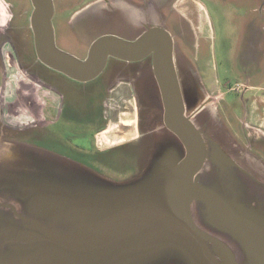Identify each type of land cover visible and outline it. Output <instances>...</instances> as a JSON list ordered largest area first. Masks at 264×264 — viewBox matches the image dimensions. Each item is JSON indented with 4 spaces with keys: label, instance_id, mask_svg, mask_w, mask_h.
<instances>
[{
    "label": "rangeland",
    "instance_id": "374dc122",
    "mask_svg": "<svg viewBox=\"0 0 264 264\" xmlns=\"http://www.w3.org/2000/svg\"><path fill=\"white\" fill-rule=\"evenodd\" d=\"M7 1L15 5L17 15L22 13L25 14V17L29 15V12L25 10L29 0ZM7 1L0 0V68H3L2 71L6 75L5 95L1 91L0 99L3 101L7 97L6 99L9 101H19V105H16V114L12 116L18 121L19 126L41 127L44 123H49V118L62 106V96L53 87L38 80L35 74L27 71L26 61L24 59L20 61L10 46L5 48L7 44L9 45L14 34L21 32L26 50L32 56L33 61L36 60V56L31 50L30 37L25 36L29 21L24 18L19 26L12 23L13 6ZM162 2L164 14L161 21L164 22L162 26L175 36L176 51H180L182 57L190 59L195 68L196 77L199 79L198 87L202 100L192 105L191 111L197 108L207 96L218 94V99H220L219 95L224 93L225 100L219 105L221 118L223 119L225 116V120L227 118V124H230L233 132L239 133L244 122L248 120L249 93L243 94L245 84L255 86L256 92L264 94V0H163ZM21 16L23 17V15ZM126 25H129L126 17L122 19L110 13L102 14L94 21L79 24L73 32L59 33L58 36H55V42L61 50L64 49L75 54L76 57L85 58L93 42L105 32L117 33L126 40L134 39L133 33L140 31L133 30L131 32ZM88 30L93 34H85ZM82 33L85 35L79 38L78 35ZM3 46L12 54L7 58V62L1 53ZM29 48L32 52L29 51ZM37 67L39 69H36V72L46 79V82L60 88L62 93L70 94L72 92L74 83L72 80L64 77L58 71L48 69L40 62L37 63ZM40 70L46 74H42ZM24 84L31 87V100L27 98L29 91L23 88L27 86ZM237 87L240 93L230 90V88ZM214 89L218 91H210ZM66 99L67 107L61 124L55 125L47 131L34 130L16 134L19 139L22 138L21 141L28 140L27 145L29 146L24 142V144L21 142L16 144L23 153L21 162L17 163L21 164V167L19 166L21 169L17 168L15 171L6 173L3 163H0V187L4 188L0 190V203L16 204V202H20L23 205L21 214L34 215L36 216L34 218H39L48 225L57 224L56 227L59 229L75 234L81 232L85 225L99 219L101 214L108 210L109 203L101 201L102 209L91 213L92 216L87 219L81 218L82 212H71L64 218L54 213L51 215V210L47 208L48 206L54 212L68 210L66 198L60 199L56 195H52L53 199H48L49 193L42 192L48 185L55 188L63 187L61 190L68 191L69 196L72 197L70 199H74L71 201L84 202L86 208H92L91 206L96 204L79 194V190L87 186L81 185L80 187L79 166L72 160H75L81 153L76 145L78 140L82 139L84 143V139L92 134L93 127L88 122L89 120H98V107L92 106L91 108L96 109L93 111L97 114H91L85 101L74 99V97ZM118 103L122 104L115 95L113 104ZM119 109L121 108L114 105L110 112L114 123H109L110 125L99 135V139L102 141L101 145L102 143L103 145H112L122 136L126 138L132 132L134 134V128L130 125L122 132L119 131V122L115 118L116 113L121 115L123 120L128 119L131 113L129 111L124 115L119 112ZM145 112H147L146 108H144ZM208 112L209 110H205L198 115V119L203 121V114ZM152 113L157 114V111L154 109L150 112L149 117ZM92 115L94 118H91ZM46 117L49 118L46 119ZM219 122L222 123L220 126L222 125L225 129V122ZM52 131L59 132V135L54 133L56 135L54 136ZM245 132L247 133L246 130ZM254 132L257 131L254 130L251 135H255ZM202 133L212 161L224 163L231 160L228 155L229 147L224 146L223 150L221 148L224 141L228 140L224 132L221 135H215L202 130ZM73 135L77 137L72 138ZM5 138L0 137V148L5 146ZM58 140H63V142ZM47 151L61 153L72 160L57 154L52 155ZM227 152L228 154H226ZM131 153L134 152L131 151ZM34 156L37 157V163L33 162V160L35 161ZM132 156L127 152L114 151L112 156L106 158L105 161L98 159L96 161L99 162L100 171L107 177L124 179L137 172V169L135 170L132 165L134 160L130 159ZM177 161V158L158 161L159 165L153 171V176L150 179L152 184L145 188L148 194L158 198L161 196L170 197L173 171ZM8 163H13V159ZM41 163H43L42 166ZM35 164H38V170H34ZM10 173L13 176H9ZM60 181L64 184L63 186L59 185ZM88 188L90 189L89 186ZM230 188L233 192L234 188ZM198 193L208 206L214 207L212 205L213 195L205 190L203 192L199 190ZM230 196H233V193L225 198L223 196L215 197L217 207L212 208L214 211L212 213L213 221L223 229L232 227V230L229 229L236 233V237L247 253L256 260V263L262 264L264 263V215L252 212L250 204L238 203L240 197L236 198L234 195L232 198ZM46 199H48L47 206H45ZM6 211H0V215L3 217L0 226L4 230L12 232L7 234L8 239L22 237L24 238L22 242H26L25 244L20 242L13 244L6 253H0V264H21L22 261L28 259L30 252L36 246V243L31 240L33 234H30L31 230L36 228L28 221L10 218ZM23 232L26 234H20ZM140 242L136 247H125L118 250L115 257L120 256V258L115 261L84 259L78 264H213L203 254L199 243L192 239L182 227L172 222H163L147 231ZM123 254L125 255L121 257ZM38 256L41 259L36 261L33 259L30 264L51 262L52 256L47 253V250H44V253L40 252ZM54 259L53 264H73L67 260L62 262L58 255Z\"/></svg>",
    "mask_w": 264,
    "mask_h": 264
},
{
    "label": "flooded vegetation",
    "instance_id": "af4514ba",
    "mask_svg": "<svg viewBox=\"0 0 264 264\" xmlns=\"http://www.w3.org/2000/svg\"><path fill=\"white\" fill-rule=\"evenodd\" d=\"M162 1L163 0H52L54 8V15L52 18L54 36H58L59 33L62 32H73V30L77 29L79 24H86V21L91 22L96 20L102 14L110 13L112 15L119 16L122 19L126 17L129 22V25L126 26L130 28L131 32L133 30L140 31L138 33H133L134 39L132 38L130 40H135L149 29L156 27L166 29L164 26H162V23L164 22H161L164 16L161 5L163 3ZM11 5L13 6V17L11 19L12 23L19 26L20 22L24 21V18L25 20L27 19L29 21L28 27L25 30V36L30 37L31 50H33V53L36 56V60L34 62L30 53L26 50L25 44H23L24 40L21 32L15 33L9 45L7 44L5 48H7V46H10L14 54L18 56L20 61H22V59L26 61L27 71L35 74L38 80L43 81L45 85L53 87L62 96L65 108L67 100H65V97L70 99L69 97H67L68 95L62 93L56 86H53L52 84L46 82V79H44L38 74V72H36V69H39L37 67V63H43L38 59L35 48V36L31 24V15L34 9L32 0H29L28 7H25V10L29 12V15H26L27 17H25L24 13L21 14L23 15V17L21 15H17L15 11V5H13L12 3ZM87 28L90 29L91 27ZM85 34L90 35L93 33L92 31L88 30ZM85 34L82 33L81 35H78V37L81 38V36ZM102 35H115L121 37V35L112 32H105ZM171 36L173 37V66L175 68L178 83L183 97V102L185 105V115H188L191 111V106L197 104L202 100L201 93L198 87L199 79L196 77V71L190 59H188L187 57H182L180 51H176L177 42L175 36L172 34ZM5 48L4 46L1 48V53L3 58L6 59L7 62V58H9V56H11L12 54L10 50H5ZM31 50L29 48L30 52H32ZM64 51L69 52L67 50ZM122 64H126L125 67H121ZM2 69L3 68L1 67L0 93L2 91L5 95L6 75L4 74L5 72L2 71ZM48 69L54 70L49 67ZM104 70H115L117 71V75H119L120 78L126 79L127 81H130L132 83L135 91V103L138 107V117L136 119L135 114L134 118V113L131 112L129 114L130 116L125 122L129 123V125L131 126H135V132H137V134H135L131 138L124 139L122 142L111 147H106L105 150L98 151L96 149L95 154L97 157L105 159L106 157L112 156V153L114 151L130 153V155H133L132 158H130L132 159V161L134 160L132 164L133 168H135V170L137 169V172L135 174L132 173V175L128 178L113 179L107 177L102 171H100V168L98 166L93 167L97 170L87 169L83 165V162L87 161L81 159V164L79 166V182L82 186H93L96 189L100 190H116L132 187L149 181V177L152 174L151 169L159 164V160H171L174 158L182 159L187 154V148L181 141L179 136L167 125L165 121V106L162 93L160 91V87L154 72L153 54L148 55L142 60L131 62L114 57H109ZM40 71L42 74H46L42 70ZM63 76L74 82L72 85L74 88L79 87L81 85L79 83H83L65 74H63ZM113 78L114 77H112V81L114 80ZM24 85L28 86V84ZM248 86L251 87L250 85L245 84V88H247ZM28 87L31 88L30 86ZM230 90H235L236 92L240 93L238 87L230 88ZM243 94H245V91L243 92ZM6 98L7 97H5L3 101H1L0 99V137H6L7 139L16 138L20 141L19 137H17L16 135L19 132L34 130L47 131L48 129L54 127L50 126L55 122L49 117H46V119L49 118L50 122L44 123L41 127L19 126L18 121L14 117H12L16 114V105H19V101H9ZM222 100H225L224 93L222 97H220V99H218V94H216V96H207L202 102L206 101L208 102V104L198 115L203 113L205 110H209V112L203 114V121L199 120L198 115H196L193 118V122L200 129L201 133L202 130H206L207 132H211L215 135H221L224 132L228 140L224 141L221 148L223 150L224 146L229 147L230 152L229 154L228 152L226 154L231 157V160L224 163L212 161L209 155V151H207L204 167L195 177L197 188L202 191L205 190L210 195L214 196V201L212 202V205H214V207H217V201H215V197L218 198L219 196H223L225 198L229 196L230 193H233V196L230 197L233 198L234 195L236 196V198L240 197L238 199V203L250 204L252 212L262 213L264 215V134L260 132H254L255 135H251L254 129H252V127L249 126L246 122H244V125L241 127L239 133H234L230 127V124H227V119L225 120L221 118L222 114H220L221 112L219 105ZM202 102H200L199 104H201ZM90 105L94 106V104L92 105L91 103ZM90 108L91 107L88 108L89 111ZM144 108H146L147 110V112L145 113ZM154 109L157 111V114L152 113V115L149 117L150 112H152ZM92 116L93 117L91 118H94V115ZM99 118L100 117L98 116L97 121L89 120L88 122L93 127L91 132L92 134L89 139H91L95 134L97 125L100 122ZM219 121L226 123H224L225 129L222 125L220 126V124L222 123H220ZM104 123L106 124V122L102 120V124L100 125L104 126ZM99 127L100 126H98V128ZM245 130L247 131V133L245 132ZM87 149L88 147L85 143L80 144L81 152L86 154ZM131 151H133L134 153H131ZM230 187L234 188L233 192H231ZM1 189L4 188L0 187V190ZM230 197L229 199H231ZM228 202H230V200H228ZM18 203L19 202H16V204L14 205L16 206L17 212L22 213L23 210L20 208ZM214 207L208 206L206 201H203V199L200 198V195L197 194L196 199L192 203V214L196 224L202 230L218 237L219 239L227 243L234 253L237 264H256L255 261H252L248 256H246V254H244V252L242 251L243 249H241L240 245L235 240L236 237L229 235L224 231V229L219 227V225L215 224L212 214L214 212L212 208ZM2 210H7L6 212L12 219L23 220L19 218L10 207H3L0 205V211ZM24 214L25 213H23V215ZM26 215L30 217H36L34 215L31 216L28 213H26ZM2 220L3 217H1L0 215V223L2 222ZM0 230L4 229L0 226ZM10 233L12 232L9 230H4V234H0V253H6L7 250L10 249V246H13V244L19 242L16 241L18 240V238H11L9 240L7 234ZM207 247L217 257L221 264H227L223 255L213 244L207 242ZM9 251L11 252L12 249Z\"/></svg>",
    "mask_w": 264,
    "mask_h": 264
},
{
    "label": "water",
    "instance_id": "95a60500",
    "mask_svg": "<svg viewBox=\"0 0 264 264\" xmlns=\"http://www.w3.org/2000/svg\"><path fill=\"white\" fill-rule=\"evenodd\" d=\"M32 2L34 9L31 15V24L38 59L49 68L75 80L87 82L95 79L105 69L109 57L131 62L142 60L153 54L154 72L165 106V121L185 144L187 154L182 159L177 158L170 197H153L145 189L152 184L150 179L157 166L151 169L152 174L149 181L143 184L116 190H100L93 186H89L90 189L86 187L79 190V194L96 203L91 206L92 208H86L84 202L71 201L74 199H70L72 197L69 196L68 191L61 190L63 187L46 186L42 192L49 193L48 199H53L52 195H56L60 199L66 198L68 204L67 211L54 212L47 206L48 199H46L45 206L51 210V215L54 213L64 218L71 212H82V217H80L87 219L92 216L91 213L102 209L101 201L109 203L108 210L101 214L99 219L85 225L81 232L75 234L64 229L62 231L56 227L57 224L51 226L39 218L18 213L14 204L0 203L3 207L12 208L19 218L28 221L36 228L30 232L33 234L31 240L36 243V246L30 252L28 259L22 261L21 264H30L33 259L35 261L41 259L38 255L40 252L44 253V250H47V253L52 256L51 262L47 264H53L56 255L62 262L67 260L73 264H78L84 259L115 261L120 258V256L115 257L118 250L125 247H136L147 231L163 222H172L182 227L192 239L199 243L203 254L213 264L221 263L209 250L207 242L213 244L220 251L227 264H237L229 245L202 230L196 224L192 214V203L197 194L199 195L198 191L200 190L197 188L195 177L203 169L207 154L205 138L194 124L193 118L203 110L208 102H202L188 115H185V105L173 66V37L171 34L164 28L156 27L147 30L135 40H126L115 35H102L93 42L87 57L80 59L56 46L52 25L54 15L52 0H32ZM36 159L35 163L38 162ZM37 166L38 164H35L36 169L34 168V170H38ZM59 185L63 186L64 184L60 181ZM229 228H224V231L236 237V233L231 231L232 227L231 230ZM20 234H26V232ZM22 240L24 238L19 237L16 241L25 244L26 241L22 242ZM235 240L243 249L244 254L256 262L243 248L237 237Z\"/></svg>",
    "mask_w": 264,
    "mask_h": 264
},
{
    "label": "crops",
    "instance_id": "0c3cea01",
    "mask_svg": "<svg viewBox=\"0 0 264 264\" xmlns=\"http://www.w3.org/2000/svg\"><path fill=\"white\" fill-rule=\"evenodd\" d=\"M125 65L122 64L121 67H125ZM117 67H119V66H117ZM112 77H114L113 81H112ZM79 84H81L79 87L74 88L72 86V92L70 94L66 93V95L68 94L67 97H69V98L74 97V99L77 98V99L85 101L87 103V109L89 107H92L90 105V103L92 105L94 104L95 107H98V111H99L98 115L100 117L99 118L100 122L97 125V129L95 130L94 136L91 139H89V137L84 139V143L88 147L87 153L84 154L83 152L80 151V144L79 143H83L82 139H79L78 143H76V145H77V147L81 153L78 154V156L75 160L70 159L66 155H62L61 153L59 154V153L51 152V151H47V152L51 153L52 155L57 154L59 156H63L64 158H66L68 160H72V162H75V164H77L78 166H80V164H81V159H84V161H87V162H83V165L87 169L97 170V169L93 168L94 166L100 167L98 165L99 162H97L96 160L98 159L101 161H103V160L105 161V159L109 158V157H106L105 159H101L100 157H97L95 154L96 149L98 151L99 150H105L106 147H111L115 144H118V143L122 142L124 139L131 138L136 134L135 126H132L134 128V134H132L133 132L131 131L132 132L131 135L127 136L126 138H124L122 136V138L119 141L118 140L115 141L112 145H103V143H102V145L100 144L102 141H100L99 135L101 134L102 131H104L110 125L109 123H114L113 122L114 119L110 114V112H112V109L114 108V105H116L117 107H120L121 109H119V112L124 114V115L126 112H129V111L136 114V119H137L138 107L135 103V101H136L135 100V94H134L135 91H134V87L132 86V83L130 81H127L126 79L120 78V76L117 75V71H115V70L114 71H109V70L105 71L104 70L95 79L87 81V82L79 83ZM247 85H249V84H247ZM250 86L251 87L248 86L244 90L245 94L249 93V111L247 112L248 120L245 122L249 126H251L252 129H254L255 131L264 134V94H260V93L256 92L255 86H253L251 84H250ZM23 88H25L26 90L29 91L27 98L31 100V93H32V92H30L31 88H29L28 86L23 87ZM210 91L212 92V91H218V90L214 89V90H210ZM115 95L121 101V103H122L121 105L119 103L113 104V100L115 98ZM222 95L223 94H221L219 96L222 97ZM65 100H66V97H65ZM66 107H67V104L65 105V108H64V100L62 99V106H60L58 108V110L56 111V113L53 116H51V120H53L55 122L53 124V126L61 124V122L63 121L64 115H65L64 112H65ZM130 107H131V109H130ZM63 108H64V111H63ZM93 110H96V109L90 108V111L89 110L88 111L91 114H97ZM39 114H38V116H39ZM116 114H117V116L115 118H117L116 120L119 122V125H118L120 127L119 131L122 132L123 129H125L129 126V123L125 122L127 119L124 118L125 120H123V118H121L122 117L121 115H118V113H116ZM223 119H225V116H223ZM102 120H104V122H106V124L104 123V126L100 125V124H102ZM98 126H100V127L98 128ZM98 131H100V132H98ZM52 132H53L52 134L54 136H56L55 134L59 135V132H54V131H52ZM73 137L76 138L77 136L73 135L72 138ZM20 139H22V138L20 137ZM4 141H6V142H4L5 146L0 148V163H3V165H4L3 169H5V172L7 173V172L15 171V170H17V168L21 167V164L20 163L17 164V163L21 162V157L23 156V153H22V150H19L20 147H18L16 144L21 142V144L25 143V145H27L28 140H25V141L20 140L19 141L16 138L10 139V140L5 138ZM58 141L63 142V140H58ZM27 146H29V145H27ZM30 147H32V146H30ZM35 149L38 150L39 148H35ZM11 159H13V163H8ZM35 169H36V167H35ZM8 175L13 176V174H11V173ZM18 205L20 206V208H22V206H23L20 202L18 203ZM0 234H4V230H0Z\"/></svg>",
    "mask_w": 264,
    "mask_h": 264
},
{
    "label": "bare ground",
    "instance_id": "6f19581e",
    "mask_svg": "<svg viewBox=\"0 0 264 264\" xmlns=\"http://www.w3.org/2000/svg\"><path fill=\"white\" fill-rule=\"evenodd\" d=\"M134 118H135V114H134Z\"/></svg>",
    "mask_w": 264,
    "mask_h": 264
}]
</instances>
